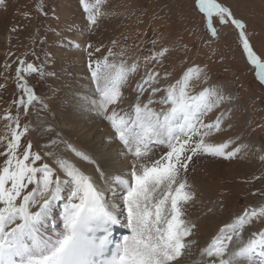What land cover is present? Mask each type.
Instances as JSON below:
<instances>
[{
	"label": "rangeland",
	"instance_id": "obj_1",
	"mask_svg": "<svg viewBox=\"0 0 264 264\" xmlns=\"http://www.w3.org/2000/svg\"><path fill=\"white\" fill-rule=\"evenodd\" d=\"M86 2L91 5L94 0ZM217 2L244 23L252 49L264 63V0ZM100 12L93 24L81 0L0 3V137L4 138L0 139V153L6 151L10 139L7 125L12 123L16 127L5 119L10 113L19 116L18 131H24L17 155L22 157L31 142L32 151L42 157L37 166L49 164L47 155L33 141L32 117L42 113L44 127L51 130L52 125L59 124L72 111L67 92L79 66L77 49H84L89 78H92L89 65L95 67V62L105 57L117 65L121 62L128 67L137 65L121 86L120 101L109 105L121 114L131 109L122 105L126 99L137 97V86L149 73L155 74L151 84L161 92L153 94L145 84L147 91L140 95V101L147 103L151 97L154 103L150 107L159 111L167 107L159 103L163 89L179 80L189 68H198L199 76L192 78L188 91L196 95L207 88L216 93L211 97L214 106L202 119L211 123L221 118V129L213 132L210 142L230 141L226 151L235 152L230 159L206 154L195 156L186 173L193 198L183 204L182 218L195 227L192 235L185 238L190 242L185 253L192 251L199 261L209 264L213 257L202 250L219 230L245 209L251 211L264 206V83L257 76L260 69L248 61L238 39L239 30L230 21L220 24L213 16L217 35H211L196 0H103ZM80 36L79 45L76 39ZM163 49H167L163 56L152 59ZM20 61L25 65L31 63L40 71L22 72L24 80L20 81L16 73ZM25 81L36 97L26 110L19 101H27V95L18 87ZM67 141L82 151L78 140ZM166 150V145L153 144L149 155L159 158ZM5 159L0 156V165ZM32 187L29 185L26 191ZM35 208L38 206L32 209ZM261 230H264V217L252 218L244 226L241 238L234 237L229 250H235L252 233Z\"/></svg>",
	"mask_w": 264,
	"mask_h": 264
},
{
	"label": "snow or ice",
	"instance_id": "obj_2",
	"mask_svg": "<svg viewBox=\"0 0 264 264\" xmlns=\"http://www.w3.org/2000/svg\"><path fill=\"white\" fill-rule=\"evenodd\" d=\"M81 3L89 13L88 19L96 23L103 0H94L91 5L86 0ZM196 4L205 15L206 27L212 36L217 35L213 16L220 24L230 21L239 30L243 51L248 61L260 69L257 76L264 83V63L253 51L244 23L235 19L230 9L217 0H196ZM165 52L167 49L161 50L152 59ZM20 64L16 70L20 81L24 80L22 72L40 71L31 63L25 65L20 61ZM89 66L100 95L99 101L93 103L98 104L114 130L122 145L121 154L131 157L129 166L117 175L106 176L98 165L95 168L101 180L123 193L130 234L110 249V229L120 223V206L106 202L104 192L93 177L67 158L56 157L55 167L48 163L37 166L42 157L32 151L31 142L22 157L17 155L24 131H18L19 116L9 113L5 119L14 122L16 127L13 128L12 123L7 125L10 139L6 151L0 153L6 157L0 165V264H176L189 248L190 242L185 238L192 235L195 227L182 218L183 204L193 198L186 176L189 162L201 154L226 159L235 155L234 151H226L230 141L210 142L213 132L221 129V118L211 123L202 119L214 106L211 97L216 93L207 88L196 95L188 91L192 78L199 76L198 68H189L179 80L163 89L159 103L167 107L159 111L150 107L154 103L151 97L147 103L140 101V95L147 91L145 84L151 87V93L161 92L151 84L156 79L155 74L149 73L137 86L139 94L131 111L121 114L115 108L109 109V105L120 101L121 86L137 65L128 67L124 62L117 65L105 57L95 62V67ZM18 87L27 95V101H19L26 110L36 98L35 94L26 81ZM153 144L166 145L167 150L153 159L149 155ZM66 148L81 160L95 164L88 154L73 145L67 144ZM58 173H63L64 179ZM29 185L34 187L26 191ZM65 186L68 194L63 204V231L45 236L40 225L50 215L55 201L62 199ZM32 205H37V210H31ZM261 217H264V206L251 211L245 209L243 214L225 224L202 250L203 254L213 257L209 264H264V230L252 233L246 242L229 250L234 237L241 238L244 226L250 224L252 218ZM99 231L104 235L97 236Z\"/></svg>",
	"mask_w": 264,
	"mask_h": 264
},
{
	"label": "bare ground",
	"instance_id": "obj_3",
	"mask_svg": "<svg viewBox=\"0 0 264 264\" xmlns=\"http://www.w3.org/2000/svg\"><path fill=\"white\" fill-rule=\"evenodd\" d=\"M81 37L76 39L79 45L82 43ZM76 51L78 55L77 65L79 66L76 68V77L72 82V86L67 92V99L71 100L69 106L72 108V111L66 117L61 116L60 123L52 125L54 128L51 130H46L44 127L42 113L34 114L32 117L34 126L33 130H31L33 141L35 144H38V147L44 153L54 154L53 156H47V161L52 167H55L54 160L56 157L67 158L76 164L85 174L91 175L97 183L98 188L104 192L105 201L118 204L121 207L119 209L121 212L119 211L118 214L122 215L123 220L127 223V213L124 211L122 203L123 193L118 188H115V186L110 187L104 180H101L95 168L98 165L106 176L117 175L129 166L131 157L121 154L122 145L115 137L114 130L111 128L109 121L104 118V113L99 110L98 104L93 103V101L98 102L100 99L97 88H95L97 87V82L88 76V64L84 56V49H77ZM135 101L136 97H130L124 101L122 106H130L131 108ZM109 109H111V106ZM130 111L131 109L126 112ZM71 138L78 140L81 150L88 154L95 161V164L81 160L75 153L66 148V145L69 144L67 140ZM59 174L64 179L63 173ZM67 194L68 188L65 186L62 192V199L55 201L50 215L40 225V230L45 236H54L55 233L63 231L62 212L63 204L66 202L64 197ZM32 208L31 210L33 211L37 210V208ZM129 234L130 230L127 235ZM184 254L178 258L176 264L206 263L199 261V257L193 255L192 251L188 250Z\"/></svg>",
	"mask_w": 264,
	"mask_h": 264
}]
</instances>
